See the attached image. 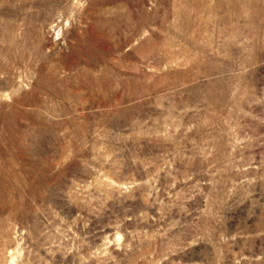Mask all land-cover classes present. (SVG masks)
<instances>
[{"label": "rangeland", "instance_id": "1", "mask_svg": "<svg viewBox=\"0 0 264 264\" xmlns=\"http://www.w3.org/2000/svg\"><path fill=\"white\" fill-rule=\"evenodd\" d=\"M0 264H264V0H0Z\"/></svg>", "mask_w": 264, "mask_h": 264}]
</instances>
